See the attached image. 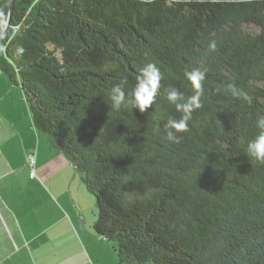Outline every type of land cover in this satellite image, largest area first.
<instances>
[{
    "label": "trees",
    "instance_id": "1",
    "mask_svg": "<svg viewBox=\"0 0 264 264\" xmlns=\"http://www.w3.org/2000/svg\"><path fill=\"white\" fill-rule=\"evenodd\" d=\"M147 63L162 74L153 105L111 110ZM193 68L207 69L203 107L171 143L181 113L165 89L193 95ZM0 71L94 197L92 230L119 262L264 264V163L246 154L264 115V0H14ZM229 83L251 103L217 91Z\"/></svg>",
    "mask_w": 264,
    "mask_h": 264
},
{
    "label": "crops",
    "instance_id": "2",
    "mask_svg": "<svg viewBox=\"0 0 264 264\" xmlns=\"http://www.w3.org/2000/svg\"><path fill=\"white\" fill-rule=\"evenodd\" d=\"M14 93L0 89V264H125L94 235V204L71 162L31 122L8 121V104L23 101Z\"/></svg>",
    "mask_w": 264,
    "mask_h": 264
},
{
    "label": "clouds",
    "instance_id": "3",
    "mask_svg": "<svg viewBox=\"0 0 264 264\" xmlns=\"http://www.w3.org/2000/svg\"><path fill=\"white\" fill-rule=\"evenodd\" d=\"M217 44L212 40L208 44L209 51H215ZM18 53L23 54L22 47L17 49ZM207 69L193 68L185 72V78L191 84L194 94L185 97L179 89L175 87H168L165 89L166 99L169 104L174 105L177 112L181 113L179 119L169 118L164 124V131L166 132L165 139L171 143H179L181 137L180 133L189 131V122L193 118V112L203 107L202 97L204 95L203 81L206 78ZM162 74L159 68L154 63H147L139 69L136 77V84L130 91H125L126 79L115 85L109 93L111 110L119 112L131 106L132 109H139L140 112H145L149 109L161 88ZM218 92L231 94V96L251 103V97L229 83L227 86L218 88ZM159 119V117L157 118ZM256 128L259 130L254 139L249 141L246 148V154L251 161L264 163V115L259 116L256 120ZM159 128H157V131Z\"/></svg>",
    "mask_w": 264,
    "mask_h": 264
},
{
    "label": "rangeland",
    "instance_id": "4",
    "mask_svg": "<svg viewBox=\"0 0 264 264\" xmlns=\"http://www.w3.org/2000/svg\"><path fill=\"white\" fill-rule=\"evenodd\" d=\"M3 84H7L8 88H12L13 91L15 92L14 95L16 94V95L21 96V98H23V101L20 100L22 103L19 102L18 108L16 110H14L15 109V104L14 103L8 104V108H7V110L9 111L8 118L10 119L8 121L10 123L12 121H14V122L17 121V126H19L22 123L26 127V130H27V127L31 126V123L34 126V123H33V120H32V116H31V112H30V108H29V105H28L27 101L24 98V94H23L21 85H14L13 83H11L9 81L8 77L1 71V73H0V89H1V87L3 88ZM8 101H9V98H8L7 102ZM5 105H6V102L3 103L2 107L5 106ZM13 117H14V119H13ZM29 122H31L30 125H28ZM34 128H36V127L34 126ZM38 132H40L41 136H43L48 142L47 135L44 132H42V131L38 130ZM78 178L80 179L79 175H78ZM88 195L92 199L91 202L94 204V209H93V207L92 208L90 207V212L93 211L94 219H96L97 207L95 205L96 204L95 203V199H94V197L92 195H90V194H88ZM90 219H91V214H90ZM108 244H109V246L111 248H113V243H108Z\"/></svg>",
    "mask_w": 264,
    "mask_h": 264
},
{
    "label": "water",
    "instance_id": "5",
    "mask_svg": "<svg viewBox=\"0 0 264 264\" xmlns=\"http://www.w3.org/2000/svg\"><path fill=\"white\" fill-rule=\"evenodd\" d=\"M13 2H14V0H11L9 19H8L7 24L5 26V29L2 32V34L0 35V37H2L4 34H6L8 28H9V25H10V22H11V11H12V7H13Z\"/></svg>",
    "mask_w": 264,
    "mask_h": 264
},
{
    "label": "built area",
    "instance_id": "6",
    "mask_svg": "<svg viewBox=\"0 0 264 264\" xmlns=\"http://www.w3.org/2000/svg\"><path fill=\"white\" fill-rule=\"evenodd\" d=\"M33 160L30 161V165L32 166L33 165ZM31 177H34L35 176V173L34 171L32 170L31 173H30Z\"/></svg>",
    "mask_w": 264,
    "mask_h": 264
}]
</instances>
